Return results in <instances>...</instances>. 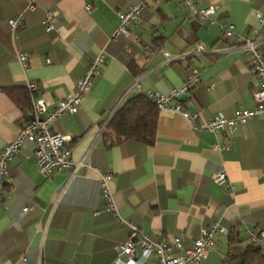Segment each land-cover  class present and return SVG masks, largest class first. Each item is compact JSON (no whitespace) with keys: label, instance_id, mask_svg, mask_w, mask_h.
<instances>
[{"label":"crops","instance_id":"0c3cea01","mask_svg":"<svg viewBox=\"0 0 264 264\" xmlns=\"http://www.w3.org/2000/svg\"><path fill=\"white\" fill-rule=\"evenodd\" d=\"M136 2L36 0L30 11L25 0H0V152L25 122L6 89L25 88L30 97L28 84H36L37 99H44L50 112L71 95L95 57L105 58L77 113L49 123L50 132L69 138L71 161L80 164L76 174L43 178L33 143H25L8 164L0 264H131L117 253L130 229L106 211L96 170L111 176L120 219L150 239L182 236L191 243L201 228L217 223L227 234L214 237V248L200 264H227L230 235L256 253L249 264H264V240L251 244L245 236L248 229L264 233V116L213 134L194 131L181 115L157 109L152 145L134 140L110 145L104 138L108 121L129 99L146 92L167 95L183 85L191 69L199 71L200 82L190 97L171 105L200 119H229L253 109L259 81L222 28L232 24L238 36L255 39L264 57V25L257 18L264 14V0H194L198 9L217 7L204 21L183 0H153L132 23L128 38L113 39L117 13ZM48 10L57 12L51 32L41 24ZM19 15L23 23L12 33L8 21ZM20 53L27 55L26 71ZM31 103L30 97L32 108ZM220 172L227 186L214 182ZM139 256L136 246L131 262ZM145 264H155L154 258Z\"/></svg>","mask_w":264,"mask_h":264},{"label":"built area","instance_id":"2783aa9c","mask_svg":"<svg viewBox=\"0 0 264 264\" xmlns=\"http://www.w3.org/2000/svg\"><path fill=\"white\" fill-rule=\"evenodd\" d=\"M26 10L32 11L35 8L36 0H25ZM153 0H137L130 4L124 10L117 13L118 27L114 32L113 39L128 38L132 23L139 17L141 12ZM183 4L192 15L204 21L212 16L217 7L211 5L205 9H198L194 0H183ZM91 5H86V11H89ZM57 18V12L48 10L42 21V28L45 32L54 30L53 21ZM258 22L264 25V14H257ZM23 23V16L9 20L8 26L12 33ZM223 35L227 40L237 43L239 48L249 64L252 75L259 81L258 89L253 93L255 107L250 110L239 111L232 118H223L214 116L210 119H200L197 114L189 113L180 104L171 105V101L178 100L179 97H190L193 88L200 82V74L197 69H191L183 83L176 89H171L167 95L152 94L149 92L141 93L143 97L152 103L159 111L167 113H176L187 121L190 128L194 131H208L218 134L222 131L232 132L238 126L245 124L256 116H264V57L257 50V41L246 37H240L235 33L234 26L227 24L222 28ZM199 50L200 47H197ZM18 62L24 71L27 70V55L18 54ZM105 65L103 54H99L90 62L85 73L79 77L74 84V89L68 97L60 100L52 111H47V104L44 99H37V86L34 83L28 84L31 97V115L25 126L20 127L15 139L6 144L0 152V206L2 204L4 184L8 177L7 166L25 143L35 145L34 155L36 158L39 174L43 178H50L55 173L67 172L70 177L76 174L80 164L76 165L71 161L70 149L66 147V136L50 132L49 123L65 115L77 113L80 103L88 91L90 84L100 69ZM135 83L133 87H137ZM101 182L103 199L106 203V211L113 213L119 221L126 224L130 233L126 241L117 247L118 256H126L129 263L134 257V250L137 246L140 249V256L135 264H145L149 257H153L155 264H200L207 254L214 248V237L227 234V230L217 223L200 229L199 238L191 243H187L182 236L174 237L171 241L166 239H150L148 235L140 232L138 227L129 221H122L117 214V208L112 201V194L109 188L111 176L107 171L96 170ZM213 180L218 185L227 186V177L224 172L213 176ZM28 208H23L22 212H27ZM246 239L251 244H257L264 240V233L257 229H248L245 231ZM128 264V263H127Z\"/></svg>","mask_w":264,"mask_h":264},{"label":"trees","instance_id":"16d2710c","mask_svg":"<svg viewBox=\"0 0 264 264\" xmlns=\"http://www.w3.org/2000/svg\"><path fill=\"white\" fill-rule=\"evenodd\" d=\"M4 92L22 112L25 122L21 126H25L32 111L27 90L25 88H10ZM157 113V108L147 101L142 94L136 95L115 111L106 125L104 138L111 142L110 145H117L127 140L152 145ZM255 254L250 247H241L237 236H229L227 264H249L251 259H254Z\"/></svg>","mask_w":264,"mask_h":264},{"label":"water","instance_id":"95a60500","mask_svg":"<svg viewBox=\"0 0 264 264\" xmlns=\"http://www.w3.org/2000/svg\"><path fill=\"white\" fill-rule=\"evenodd\" d=\"M184 97L183 96H181V97H179V100H182ZM31 118V117H30Z\"/></svg>","mask_w":264,"mask_h":264}]
</instances>
